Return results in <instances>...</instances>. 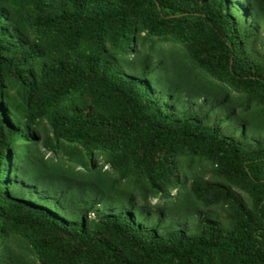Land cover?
Returning a JSON list of instances; mask_svg holds the SVG:
<instances>
[{"label": "trees", "instance_id": "1", "mask_svg": "<svg viewBox=\"0 0 264 264\" xmlns=\"http://www.w3.org/2000/svg\"><path fill=\"white\" fill-rule=\"evenodd\" d=\"M0 264H264V0H0Z\"/></svg>", "mask_w": 264, "mask_h": 264}, {"label": "rangeland", "instance_id": "2", "mask_svg": "<svg viewBox=\"0 0 264 264\" xmlns=\"http://www.w3.org/2000/svg\"><path fill=\"white\" fill-rule=\"evenodd\" d=\"M105 167H103V169H104Z\"/></svg>", "mask_w": 264, "mask_h": 264}]
</instances>
